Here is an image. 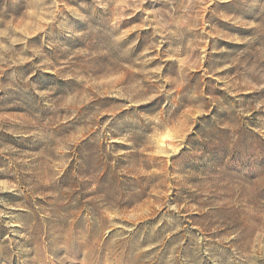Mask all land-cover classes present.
<instances>
[{
  "label": "rangeland",
  "instance_id": "rangeland-1",
  "mask_svg": "<svg viewBox=\"0 0 264 264\" xmlns=\"http://www.w3.org/2000/svg\"><path fill=\"white\" fill-rule=\"evenodd\" d=\"M0 264H264V0H0Z\"/></svg>",
  "mask_w": 264,
  "mask_h": 264
}]
</instances>
